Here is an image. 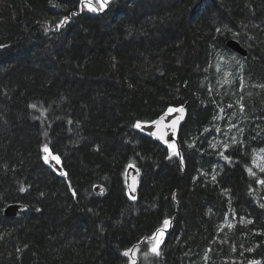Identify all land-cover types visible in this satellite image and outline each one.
<instances>
[{"label":"trees","instance_id":"trees-1","mask_svg":"<svg viewBox=\"0 0 264 264\" xmlns=\"http://www.w3.org/2000/svg\"><path fill=\"white\" fill-rule=\"evenodd\" d=\"M89 4L0 0V264H264V0ZM229 38L249 54L221 90ZM187 103L180 146L141 129Z\"/></svg>","mask_w":264,"mask_h":264},{"label":"water","instance_id":"water-1","mask_svg":"<svg viewBox=\"0 0 264 264\" xmlns=\"http://www.w3.org/2000/svg\"><path fill=\"white\" fill-rule=\"evenodd\" d=\"M183 1V0H182ZM227 46L233 51H237L243 56L249 54V49L236 38H229ZM189 116L188 105L180 107L172 112L165 113L157 120L141 125V129L166 143H177L180 146L179 135ZM49 163L59 172H63L62 165L56 159H50ZM126 181L130 195L135 198L138 193L140 173L135 165H130L126 171ZM95 191L103 195L106 187L97 185ZM30 206L23 203H11L4 209V213L9 217H16L20 213L29 210Z\"/></svg>","mask_w":264,"mask_h":264},{"label":"rangeland","instance_id":"rangeland-1","mask_svg":"<svg viewBox=\"0 0 264 264\" xmlns=\"http://www.w3.org/2000/svg\"><path fill=\"white\" fill-rule=\"evenodd\" d=\"M216 62H217V66L214 68L213 77L210 82H212V84L217 83V87H219V89L221 90L224 89L225 87L229 88L235 79V75H236L235 67L236 64L239 62V57L235 52L225 53ZM235 139L236 136L234 134V129L230 125H227L226 129L223 131V134L221 136L218 137L216 136V138L215 137L212 138L215 148L216 149L222 148L224 150L227 149L233 143H235ZM170 146L175 147L176 144L171 143ZM46 158H47L46 160L49 162L50 159H55L56 156L52 154L50 151H48L46 154ZM250 172L252 173L253 176L256 177L258 176V174L264 173V149H260L255 152V155L253 156L252 164L250 166ZM166 228L167 227H165L164 230L156 234L155 237L153 238L156 241L157 248L164 241ZM131 255H132V259L134 260L135 258L134 252H132ZM249 264H261V261L254 260Z\"/></svg>","mask_w":264,"mask_h":264},{"label":"snow or ice","instance_id":"snow-or-ice-1","mask_svg":"<svg viewBox=\"0 0 264 264\" xmlns=\"http://www.w3.org/2000/svg\"><path fill=\"white\" fill-rule=\"evenodd\" d=\"M98 2H99V8H95V7H92L90 4H89V8H90V10H92V11H98V10H102L104 7H106L107 6V2H108V0H98ZM33 107H35V105H33ZM136 127H140V124L139 123H137V125H136ZM170 147H174V146H170ZM44 151L45 152H48V147H47V145H45V147H44ZM47 159V158H46ZM55 159H57V161H58V157H56ZM262 183H264V181H262ZM167 221H165V224L167 225ZM153 251H157L156 249H153ZM157 254H158V252H157ZM125 255H128V252H125Z\"/></svg>","mask_w":264,"mask_h":264},{"label":"bare ground","instance_id":"bare-ground-1","mask_svg":"<svg viewBox=\"0 0 264 264\" xmlns=\"http://www.w3.org/2000/svg\"><path fill=\"white\" fill-rule=\"evenodd\" d=\"M228 47V46H227ZM230 49V48H229ZM233 51V50H232ZM234 52H236V53H238L239 55H242V54H240L239 52H237V51H234ZM243 56V55H242ZM186 105H188V103L186 104ZM185 106V105H184ZM183 107V106H182ZM178 109V108H177ZM176 110V109H175ZM174 111V110H173ZM172 112V111H171Z\"/></svg>","mask_w":264,"mask_h":264}]
</instances>
